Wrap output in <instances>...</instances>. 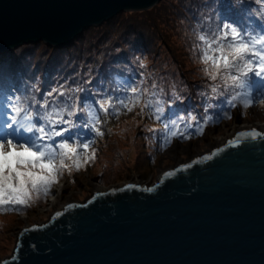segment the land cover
<instances>
[{"label": "water", "instance_id": "water-1", "mask_svg": "<svg viewBox=\"0 0 264 264\" xmlns=\"http://www.w3.org/2000/svg\"><path fill=\"white\" fill-rule=\"evenodd\" d=\"M160 1L0 0V53L39 41L67 46L122 11ZM226 142L169 169L192 165L163 183L162 175L69 202L76 207L66 204L60 217L23 228L0 264H264V140Z\"/></svg>", "mask_w": 264, "mask_h": 264}, {"label": "rangeland", "instance_id": "rangeland-1", "mask_svg": "<svg viewBox=\"0 0 264 264\" xmlns=\"http://www.w3.org/2000/svg\"><path fill=\"white\" fill-rule=\"evenodd\" d=\"M257 7L256 0H243L240 4L235 0H161L146 10L122 11L101 25L87 28L65 47L39 41L0 53V90L4 95H13L4 88L14 86L10 89L13 92L31 96L35 87V95L39 97L67 83L73 87L80 85L85 89L81 97L91 99L97 88H115L117 76L129 80L144 78L148 82L154 79L163 89L157 98L168 113L202 115L204 99L200 93L208 91V85L213 83L220 84L221 91L224 88L221 81H210L200 71L204 65L194 58L197 34L225 23L241 29H260L253 21L257 18L258 24L264 26L255 13ZM251 12L253 15L248 16ZM137 58H141L145 67L139 66ZM173 91L181 99L167 108ZM212 102L223 105V98ZM220 113L221 108L209 112L214 117ZM231 116L206 127L202 136L175 138L162 147L163 126L148 110L141 115L140 107H136L118 119L100 113L102 122L98 127L104 135L88 134L95 143L81 160L83 163V156L94 151V161L71 175L65 172L47 197L36 200V194L32 193L36 202L26 211L0 212V262L13 255L23 228L47 222L66 203L88 200L94 193L93 183L109 188L131 182L155 184L169 168L212 150L229 136L232 138L241 124L264 121V105L257 103L244 110L238 104L231 110ZM59 184L65 186L58 187ZM61 191V203L53 202Z\"/></svg>", "mask_w": 264, "mask_h": 264}, {"label": "snow or ice", "instance_id": "snow-or-ice-1", "mask_svg": "<svg viewBox=\"0 0 264 264\" xmlns=\"http://www.w3.org/2000/svg\"><path fill=\"white\" fill-rule=\"evenodd\" d=\"M242 2L235 0L237 4ZM256 2L259 7L255 13L264 21V0ZM194 58L204 65L200 69L204 76L213 82L221 81L224 88L221 91V85L213 83L208 85V91L200 93L204 99L202 115L168 113L165 104L157 98L163 89L156 80L148 82L144 78L114 77L115 88H97L92 91L91 99L81 97L85 91L83 87L67 83L57 85L39 97L35 95V87L31 96H0V212L26 211L36 200L51 194L65 172L71 175L94 161L93 151L83 156L81 162L83 153L95 143L88 134L104 135L98 127L102 122L100 113L118 119L136 107H140L141 115L148 110L150 116L163 126L160 131L164 147L175 138L202 136L206 127L218 124L221 119H231V110L238 104L244 110L257 103L264 105V27L241 29L225 23L202 29L197 34ZM137 62L141 68L145 67L141 58H137ZM220 98H223V105L212 102ZM180 99L173 91L167 108ZM214 108H221V113L215 117L209 114ZM247 140H264V132L255 128L240 131L226 143L231 147ZM221 151L223 149L218 148L194 163L212 160ZM191 166L185 164L180 169L165 172L160 183ZM135 187L133 184L126 186L128 190ZM154 190L153 187L144 189L147 192ZM32 193L36 194V200ZM73 207L76 205H67L68 209ZM61 215L56 212L53 219Z\"/></svg>", "mask_w": 264, "mask_h": 264}, {"label": "bare ground", "instance_id": "bare-ground-1", "mask_svg": "<svg viewBox=\"0 0 264 264\" xmlns=\"http://www.w3.org/2000/svg\"><path fill=\"white\" fill-rule=\"evenodd\" d=\"M7 51H9V50H7ZM4 52H6V51H4ZM1 53H3V52H1ZM7 85H8V84H7ZM12 88H14V86H12V87H10V86H6V87L4 88V90L6 91V90L8 89L7 91L11 92L13 95H14V94H18V91L13 92L12 90H10V89H12ZM5 91H4V93H5ZM253 128H256V129L264 128V121H261V122H254V123H252V124H246V123H243V124H241L240 126L236 127V133L239 132V131H242V130H249V129H253ZM229 138H231V137L229 136ZM226 140H228V138H225V140H224L222 143H217V144H215V145L213 146V149H214V148H217V147H219V146H221V145H223V144L226 142ZM209 151H210V150H209ZM207 152H208V151H207ZM194 157H195V156H194ZM182 162H183V161H181L180 163H182ZM172 168H173V167H172ZM172 168H169V169H172ZM169 169H168V170H169ZM60 186H65V184H59L58 187H60ZM93 186H94V193H93V194L98 193V192L103 191V190L110 189L109 187H104V186H101V185H99V184H97V183H93ZM61 190L63 191L64 188L61 189ZM62 191L59 192V193L56 195V197L53 199V202L58 203V204L61 203V200L63 199ZM66 204H68V203H66ZM61 205H62V204H61ZM58 209L60 210L61 207H59Z\"/></svg>", "mask_w": 264, "mask_h": 264}, {"label": "trees", "instance_id": "trees-1", "mask_svg": "<svg viewBox=\"0 0 264 264\" xmlns=\"http://www.w3.org/2000/svg\"><path fill=\"white\" fill-rule=\"evenodd\" d=\"M247 15H248V16H252L253 13L251 12V13H249V14H247ZM230 17H232V16H230ZM242 20H244V18H242ZM253 21H255V23L257 24V27H258V28H262V27H264V26L258 24L257 18H255ZM245 29H246V28H245ZM83 33H84V32H83ZM83 33H82L79 37H81V36L83 35ZM79 37H78V38H79ZM75 40H76V39H75ZM75 40H74V41H75ZM72 43H73V42H72ZM70 44H71V43H70ZM70 44H69V45H70ZM62 47H63V46H62ZM64 47H65V46H64ZM2 95H4V94H3V91L0 90V96H2Z\"/></svg>", "mask_w": 264, "mask_h": 264}]
</instances>
